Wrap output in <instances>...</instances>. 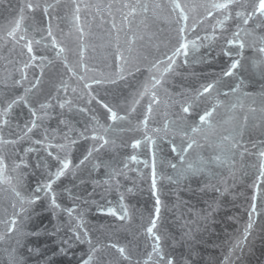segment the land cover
<instances>
[{
	"label": "snow or ice",
	"instance_id": "6c2138e0",
	"mask_svg": "<svg viewBox=\"0 0 264 264\" xmlns=\"http://www.w3.org/2000/svg\"><path fill=\"white\" fill-rule=\"evenodd\" d=\"M0 8L12 10L8 25L0 30V61H3V74L0 76V185H7L4 191L12 197L8 205L11 213L5 207L0 214V244H8L5 248L8 264H21L19 249L29 235L23 225L30 218L31 206L41 199L38 193L50 194L51 208H60L53 184L66 174L75 175L76 170L89 163L93 170L111 168L103 161L93 163L96 159L94 154L105 148L131 149V153L121 161L122 168L109 172L111 179L129 170L130 163L150 168V191L155 201L147 222H142L137 229L138 233L143 230L146 241L143 249L136 234L127 243H121L119 238H108L104 243L93 244L86 230L83 235L79 231L84 225L82 216L73 217L75 209H66L69 217L76 221L74 226L70 221L75 240L89 244V252L82 264H191V252L188 257H177L165 247L166 237L159 229L164 202L158 187L157 159L158 153L163 151V144H167L180 161L179 168L169 162L178 179H192L205 173L216 175L214 168L231 167L238 156L256 158L252 165L255 171L250 186L249 220L243 236L233 245V252L242 249L256 222L254 217L261 215L258 202L264 205V139L258 143L248 141L254 151L244 142V137L253 131L264 137V94L259 98V106L250 107L241 119L230 116L225 121L219 118L220 101L204 104L206 97L217 90L218 80L202 84L190 93L180 92L176 97L167 92L165 85L178 58L184 57V63H188L190 49H198L204 41L223 40L225 45L236 46L240 50L253 48L257 55L251 59V66L254 72L264 77V0H22L15 8L11 0H0ZM37 13L40 21L25 25V21L29 17L35 19ZM64 23L68 25L67 32L61 27ZM233 26L235 30H232ZM165 28L174 33L175 44L164 59L156 58L150 62V79L131 95V103L128 97L124 98V106H121L119 98H114L115 103H109L92 94L93 84L118 85L134 72H139L140 62L147 60V56L140 53L150 52L152 47L158 48L156 42L160 41ZM200 31L205 34L199 35ZM189 34H194L195 39H190ZM41 49L54 55L40 54ZM97 53H100L99 59L105 67L114 71L105 72L96 66ZM224 55H231V51H224ZM109 59L111 63H108ZM54 64H59L64 70L59 74V87H54L56 95L50 91L41 102L42 78L45 70ZM239 66L240 61L234 60L223 75L232 76L233 70ZM68 81H75L89 97L87 103L95 101L106 114L104 123L93 116L95 123L90 135L87 128L77 134L79 139H90L93 144L75 165L71 153L78 140L70 135L73 129L65 121L61 123L68 127V132L63 133L62 142L51 143L47 128H43L42 139H32L34 130L42 128L48 109L54 107L53 100L60 109L71 108L73 101L60 96L61 92L68 93ZM161 90L164 91L163 98ZM235 91L233 88L232 92ZM71 92L77 94V88H71ZM145 98L146 107L135 117L133 124V113ZM256 103L254 99L253 105ZM161 105L165 109H177L173 113L175 118L167 119L165 112L163 125L150 128L153 114ZM235 107V104L231 105L229 111ZM18 109H27L23 119ZM79 110L89 111L87 108ZM227 123H231V127L224 128ZM131 132H141V135L124 139V135ZM51 138L55 139V136ZM26 142L44 145L47 156L56 161L55 171H49L47 181L37 186L30 196L23 194L24 170L29 167L28 154L37 149L22 147ZM205 147L209 149L207 157L198 155L195 160L189 159L191 153ZM141 152L149 158L142 160ZM168 179L171 181L172 177ZM123 199L121 196L116 207L100 209L122 222L121 226L131 220ZM63 243L70 245V240ZM141 251L143 259L140 258ZM28 252L38 254L39 250L29 248Z\"/></svg>",
	"mask_w": 264,
	"mask_h": 264
},
{
	"label": "water",
	"instance_id": "95a60500",
	"mask_svg": "<svg viewBox=\"0 0 264 264\" xmlns=\"http://www.w3.org/2000/svg\"><path fill=\"white\" fill-rule=\"evenodd\" d=\"M21 2L22 0H11L12 7L15 8ZM11 11V9L0 8V30L8 25L9 19L12 18ZM40 19V14L37 13L35 19L29 17L25 25L38 23ZM228 23L231 24V21ZM61 27L65 32L68 31L67 23L61 24ZM232 30H235L234 26ZM219 31L217 29L218 33ZM198 34L203 36L205 33L200 31ZM173 37L174 33L165 28L160 41L156 42L159 47H152L150 52L140 53L141 56H147V60L140 62L139 72H134L133 76H128L118 85L93 84L92 94L109 103H115L114 98H119L121 106H124L125 97H128L131 103V95L141 84L150 79V62L156 58L164 59L166 54H170V48L175 44ZM189 38L195 39V35L189 34ZM197 43L201 42L197 41ZM224 51H231V55H224ZM40 54L54 55L45 53L43 49L40 50ZM256 55L253 48L245 47L240 50L236 46L225 45L223 40L204 41L203 46L198 49H190L187 57L188 63H184V57L178 58L174 71L167 76L166 90L176 97L180 92L190 93L202 84L206 85L218 80L217 90L206 97L204 104H215L218 100L222 105L219 108L220 119L226 121L230 116L241 119L248 113L250 107L259 106V98L264 94V77L254 72L251 66V59ZM99 56L100 53H97L98 58L94 61L96 66L105 72L114 71V69L106 68ZM234 60H239L240 66L233 70L232 76H224L223 73L230 68ZM108 63H111L110 59ZM63 71L59 64L49 66L45 70L41 85L43 93L40 96L41 102L50 91L53 96L56 95L54 87H59V74ZM2 74L3 61H0V76ZM89 75H94V73H89ZM29 78H32L31 72ZM64 79L68 80L67 76H64ZM68 83L70 85L68 93L61 92L60 96L73 101L71 108L60 109L53 100L54 107L48 109V116L44 119L42 128L34 130L35 134L32 139H42L43 128H47L51 143L62 142L63 133L68 132V127L61 123L65 121L73 129L70 135L78 140V143L72 147L71 153L75 165L93 144L90 139H79L77 134L87 128L90 135L95 123L93 116L104 123L106 114L105 110L95 101L91 104L87 103L89 97L81 91L75 81H68ZM73 87L77 88L78 95L71 92ZM233 88L236 89L234 93ZM224 93L228 95L225 96ZM160 94L163 98L164 91L161 90ZM78 96L83 98H78ZM254 99L257 101L256 105H253ZM146 104L147 98L137 106V112L133 113V124L136 122L135 117L143 113ZM233 104L236 107L229 111ZM80 108H87L89 111L81 112ZM17 111L21 113V119L27 115V109ZM176 111L175 108L165 109L161 105L154 112L149 127H161L165 120V112H167V119H174L173 113ZM223 127H231V123L224 124ZM220 130L223 131V128ZM53 135L55 139L51 138ZM140 135L141 132H131L125 134L124 139ZM261 139L264 137H261L258 131H253L244 137V142L252 150L248 141L258 143ZM22 147L37 149L28 154L26 159L29 167L24 170L23 194L30 196L37 186L47 181L49 171H55L56 161L47 156L44 145L26 142ZM161 147L163 151L158 153L157 172L158 187L164 208L159 229L165 234V247L180 258L188 257L191 252V264H264V205L260 202H258V211L261 215L254 217L256 222L251 235L242 249L233 252V245L243 236L249 220L252 192L250 186L255 171L252 165L256 163V158L251 155L238 156L231 167L214 168L213 172L217 173L216 175L205 173L192 179H178L176 172L169 166L171 162L177 164L179 168L181 164L178 157L171 152L167 144ZM48 151H55V149H48ZM129 153L131 149H102L94 154L96 159L93 163L103 161L110 164L111 168L102 167L93 170L92 164L89 163L76 170L75 175L66 174L56 181L53 184V192L60 205L58 209L51 208L50 194L46 196L43 191L38 193L41 199L31 206L30 218L25 220L23 225L24 231L29 235L24 240V246L19 249L18 258L21 264H82V260L89 252V244L75 240L70 230V221L71 226H74L76 221L69 217L66 211L68 208L75 209L73 217L82 216L84 225L79 231L83 235L86 230L93 244L104 243L108 238H119L121 243H127V240H131L132 235L136 234L141 249H143L146 242L142 235L143 230L141 229L138 233L137 229L142 222H147L155 201L150 191V168H145L143 164L130 163L129 170H124L123 175L116 176L114 179L109 177V172L113 169L119 171L122 168L121 161ZM198 155L207 157L209 149L205 147L197 150L191 153L189 159L195 160ZM140 158L143 160L149 157L141 152ZM38 164L39 167H37ZM9 175L13 174L9 173ZM170 176L171 181L168 179ZM104 181L108 183L105 184ZM7 187V185H0V214L12 200L11 195L4 191ZM128 189L132 191L129 192ZM121 196L124 198L123 203L127 206L131 217V220L123 223V226H121L122 222L100 211L101 208L118 206ZM8 211L11 213L10 207ZM64 240H70V245L64 244ZM7 247V243L0 244V264H8L5 253ZM29 248L38 249V254L29 253ZM62 248L63 252H61ZM140 258H144L143 251L140 253Z\"/></svg>",
	"mask_w": 264,
	"mask_h": 264
}]
</instances>
